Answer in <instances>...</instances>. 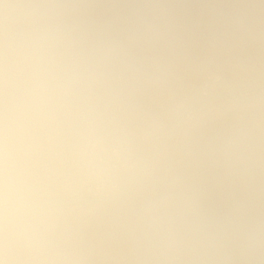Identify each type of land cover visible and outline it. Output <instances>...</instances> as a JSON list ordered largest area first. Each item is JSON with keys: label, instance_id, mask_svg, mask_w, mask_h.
Returning a JSON list of instances; mask_svg holds the SVG:
<instances>
[{"label": "clouds", "instance_id": "1", "mask_svg": "<svg viewBox=\"0 0 264 264\" xmlns=\"http://www.w3.org/2000/svg\"><path fill=\"white\" fill-rule=\"evenodd\" d=\"M0 264H264V0H0Z\"/></svg>", "mask_w": 264, "mask_h": 264}]
</instances>
